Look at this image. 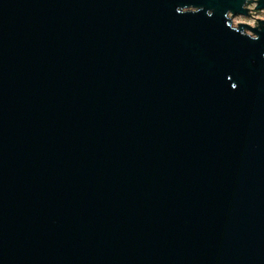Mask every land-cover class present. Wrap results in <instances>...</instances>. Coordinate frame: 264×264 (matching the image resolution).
I'll list each match as a JSON object with an SVG mask.
<instances>
[{
	"label": "water",
	"instance_id": "obj_1",
	"mask_svg": "<svg viewBox=\"0 0 264 264\" xmlns=\"http://www.w3.org/2000/svg\"><path fill=\"white\" fill-rule=\"evenodd\" d=\"M261 12L0 0V264H264Z\"/></svg>",
	"mask_w": 264,
	"mask_h": 264
},
{
	"label": "rangeland",
	"instance_id": "obj_2",
	"mask_svg": "<svg viewBox=\"0 0 264 264\" xmlns=\"http://www.w3.org/2000/svg\"><path fill=\"white\" fill-rule=\"evenodd\" d=\"M250 7H252V6H250ZM253 15L256 16V17H258V18H260V19H264V12L258 13L257 15H255L253 13ZM250 20H251L250 18L236 17L234 19V22H238V23L244 22V23H251V24H253V21L252 20L250 21Z\"/></svg>",
	"mask_w": 264,
	"mask_h": 264
},
{
	"label": "bare ground",
	"instance_id": "obj_3",
	"mask_svg": "<svg viewBox=\"0 0 264 264\" xmlns=\"http://www.w3.org/2000/svg\"><path fill=\"white\" fill-rule=\"evenodd\" d=\"M234 24H236V22H234ZM249 24H251V23H249ZM251 25H253V24H251Z\"/></svg>",
	"mask_w": 264,
	"mask_h": 264
},
{
	"label": "snow or ice",
	"instance_id": "obj_4",
	"mask_svg": "<svg viewBox=\"0 0 264 264\" xmlns=\"http://www.w3.org/2000/svg\"><path fill=\"white\" fill-rule=\"evenodd\" d=\"M233 87H235V85H233Z\"/></svg>",
	"mask_w": 264,
	"mask_h": 264
}]
</instances>
